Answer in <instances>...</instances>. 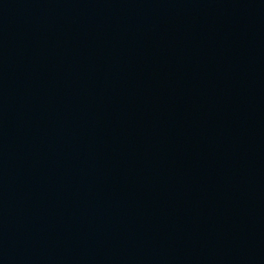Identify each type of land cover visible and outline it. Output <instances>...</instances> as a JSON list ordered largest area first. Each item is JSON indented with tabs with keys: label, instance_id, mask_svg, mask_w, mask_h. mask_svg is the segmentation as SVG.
Segmentation results:
<instances>
[{
	"label": "water",
	"instance_id": "obj_1",
	"mask_svg": "<svg viewBox=\"0 0 264 264\" xmlns=\"http://www.w3.org/2000/svg\"><path fill=\"white\" fill-rule=\"evenodd\" d=\"M0 264H264V0H0Z\"/></svg>",
	"mask_w": 264,
	"mask_h": 264
}]
</instances>
